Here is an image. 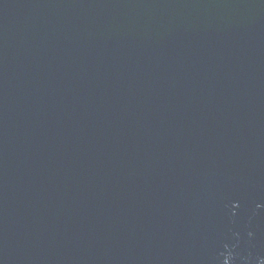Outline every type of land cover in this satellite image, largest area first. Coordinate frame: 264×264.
<instances>
[{"label":"water","instance_id":"95a60500","mask_svg":"<svg viewBox=\"0 0 264 264\" xmlns=\"http://www.w3.org/2000/svg\"><path fill=\"white\" fill-rule=\"evenodd\" d=\"M0 264H264V0H0Z\"/></svg>","mask_w":264,"mask_h":264}]
</instances>
